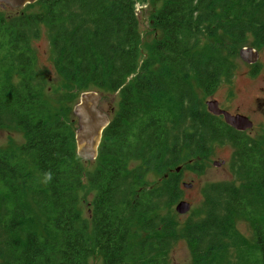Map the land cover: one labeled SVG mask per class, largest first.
<instances>
[{
  "label": "trees",
  "instance_id": "trees-1",
  "mask_svg": "<svg viewBox=\"0 0 264 264\" xmlns=\"http://www.w3.org/2000/svg\"><path fill=\"white\" fill-rule=\"evenodd\" d=\"M146 1L38 0L39 12L11 16L0 8V128L19 129L25 140L17 152L0 149V188L11 200L0 195V264H87L93 250L103 264H166L175 224L162 219L160 227L155 212L179 198L181 173L150 188L142 174L178 168L207 153L211 143L233 148L231 169L240 185L210 186L206 217L186 223L193 264L226 250L223 242L238 243L233 219L253 221L254 203L264 215V136L235 131L208 113L192 90L194 82L211 96L235 72L240 49L264 46V0H163L154 17L162 39L139 65L135 5ZM44 27L54 67L75 89L69 99L90 85L119 94L91 172L75 154L72 121L41 100L43 76L33 70L32 42ZM202 37L212 40L200 49ZM131 161L140 164L130 170ZM82 178L95 189L88 221L77 210ZM32 208L44 218L41 232L21 231ZM134 222L147 235L131 244ZM252 226L264 264V223Z\"/></svg>",
  "mask_w": 264,
  "mask_h": 264
},
{
  "label": "rangeland",
  "instance_id": "rangeland-1",
  "mask_svg": "<svg viewBox=\"0 0 264 264\" xmlns=\"http://www.w3.org/2000/svg\"><path fill=\"white\" fill-rule=\"evenodd\" d=\"M162 4L163 0H148L135 5L138 30L141 36L139 65L143 59L150 56L151 46L162 39V33L154 23L155 13L161 8ZM30 6L29 8H26L27 5L19 8L10 6L0 8L4 16L14 15L20 10H24L27 14L41 10L37 2ZM39 36L32 42V50L35 56L33 70L36 76H43L40 96L46 108L51 112L63 114L64 118L72 121V125L76 127V119L72 113V108L78 102L82 93L92 91L101 95L99 109L107 113L111 120L119 108L120 98L118 92L111 93L107 89H99L90 85L83 91L77 92L72 99H69L68 96L73 94L75 89L72 86H68V81L54 67L51 43L45 27L40 29ZM211 40V38L202 37L199 48L203 49ZM252 48L258 51V60L255 63L258 64V67L256 69H253L255 64H247L238 59L235 62L236 70L231 78L227 81H222L211 96H203V93L194 82H192V90L196 98L201 99L204 105L206 101L215 100L221 109L232 114L247 116L253 123V128L246 131L247 135L256 138L264 136V46H253ZM3 74L4 70L1 69L0 76ZM17 80V77L14 76L12 82L16 83ZM24 142V135L19 129L0 128V149L8 152H17ZM233 153V148L227 142L211 143L207 153L193 157L192 160L180 161L181 166L178 167L181 173V183L178 186L180 196L171 203L164 201L155 212L158 216L157 222L160 227L166 224L162 219L175 224L174 235L176 240L168 251L166 264H193L192 255L183 235V230L189 220L197 222L206 217L208 202L206 190L210 186L217 183H235L236 186L240 185L231 169ZM77 159L82 161L85 171L91 172L96 168L95 160L97 157L93 161H86L78 156ZM214 162L220 164L215 166ZM139 164V161H131L129 169H134ZM194 166H202L201 171L193 169ZM176 168L177 166L172 169H167L163 166H160L159 169L157 167L150 168L144 176L142 174L141 183L149 188L156 187L162 183V179L166 178L167 175L178 173L179 171L176 172ZM82 180V188L78 191L77 210L81 219L88 221L95 189L85 179L82 178ZM36 182L41 185L39 179ZM182 183L192 184V188L185 189ZM19 189H22V186ZM0 195H4L11 201L5 189L0 188ZM181 200L190 204V211L185 215H179L175 212V207ZM250 214L254 218L253 221H250L246 215L237 216L233 219L235 233L239 238V242L236 244L232 240H228L226 243L223 242L227 249L213 253L210 256V260L202 264H209V262H212V264H259V255L253 243L252 225L253 223H264V215L260 207H257L255 203ZM43 223L44 218L42 215L35 208H32L30 220L24 224L21 231L35 229L41 232ZM130 234V243L135 244L147 235V232L141 229L140 223L134 222L130 227ZM88 236L91 237L90 230L88 231ZM1 261L2 258H0V263ZM87 264H103L102 254L93 250Z\"/></svg>",
  "mask_w": 264,
  "mask_h": 264
},
{
  "label": "water",
  "instance_id": "water-1",
  "mask_svg": "<svg viewBox=\"0 0 264 264\" xmlns=\"http://www.w3.org/2000/svg\"><path fill=\"white\" fill-rule=\"evenodd\" d=\"M38 0H0V7L10 6L12 8L24 7ZM239 58L247 64H255L258 60V51L253 48H242L239 50ZM101 95L97 92H84L80 95L78 102L73 106L72 113L76 119L75 147L78 157L86 161H93L98 154L102 132L109 125L110 119L107 113L99 109ZM208 113L215 117H221L223 122L238 132H246L253 128L252 121L241 114H231L219 107L218 102L210 100L205 102ZM220 163L214 162L215 166ZM180 168H176V172ZM183 188L191 189L192 184L182 183ZM190 211V204L184 200L177 203L175 212L185 215Z\"/></svg>",
  "mask_w": 264,
  "mask_h": 264
},
{
  "label": "clouds",
  "instance_id": "clouds-1",
  "mask_svg": "<svg viewBox=\"0 0 264 264\" xmlns=\"http://www.w3.org/2000/svg\"><path fill=\"white\" fill-rule=\"evenodd\" d=\"M51 178H52V174L50 172L45 174V180L46 181H50Z\"/></svg>",
  "mask_w": 264,
  "mask_h": 264
},
{
  "label": "flooded vegetation",
  "instance_id": "flooded-vegetation-1",
  "mask_svg": "<svg viewBox=\"0 0 264 264\" xmlns=\"http://www.w3.org/2000/svg\"><path fill=\"white\" fill-rule=\"evenodd\" d=\"M232 114V113H231ZM110 123V122H109Z\"/></svg>",
  "mask_w": 264,
  "mask_h": 264
}]
</instances>
